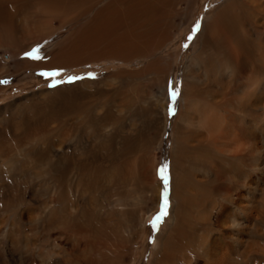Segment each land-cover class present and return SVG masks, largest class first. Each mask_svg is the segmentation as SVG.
Wrapping results in <instances>:
<instances>
[{
    "label": "bare ground",
    "instance_id": "bare-ground-1",
    "mask_svg": "<svg viewBox=\"0 0 264 264\" xmlns=\"http://www.w3.org/2000/svg\"><path fill=\"white\" fill-rule=\"evenodd\" d=\"M30 1L47 3L54 12L78 7L80 14L85 15L81 26L68 33L67 43L43 59L44 66H71L78 61L109 57L132 66L138 61L140 68L133 66L129 73H117V84L127 78L144 80L150 76L158 86L159 97L143 94L140 102L146 106L137 107L142 108L145 124L138 130L136 125L128 124L126 136L121 134L118 143L122 153L107 160L117 171V160L127 162L134 151L130 145V150L123 153L136 131L143 138L147 129L165 131L167 115L163 99L171 67L170 48L165 55H155L171 40V26L184 25L174 24L172 19L176 14L187 16L186 29L195 22L194 15L188 14L190 10L176 7L181 0ZM9 2L14 5L23 0H0V33L13 31L14 19L5 7ZM90 5L93 6L87 9ZM38 15L43 20L41 17H46L48 12ZM34 23L35 27L26 24L31 33L37 32L34 40L15 45L10 49L11 56L31 49L29 45L51 35L39 32V20ZM17 27L23 29L19 24ZM25 33L20 38L27 37ZM182 81V98L168 150L171 221L166 233L159 237L148 264H264V0H222L208 12ZM76 85L70 87L67 97L57 92L48 107L34 103L32 108L37 113L34 121L30 117L16 120L15 116L26 111L20 104H15L7 117L4 115L8 120L0 117L1 123L3 119L9 123L0 127V187L7 186L8 178L16 181L17 187L11 188L16 193L11 198L14 203L25 193L19 188L20 180L37 182L40 176L50 175L45 180L46 186L39 187L37 182L35 189V192L50 190V199L44 208L27 211L25 221L38 230L42 218H48L53 227L65 230L64 242L70 244L62 247L63 264H101L100 261L121 264L114 259L104 261L106 246L102 243L104 238L118 239V228L111 224L109 215L119 214L121 203L101 205L106 207V214L101 215L95 211L98 208L95 204L80 208L78 194L104 190L117 197L111 190H117V182L124 184L129 170L123 167L113 187L111 180L117 179V175H106L105 158L95 155L100 154L98 149L103 146L100 143L107 137V146L117 153L116 125L133 113L134 104L126 102L136 98L133 93H126L132 97L122 95L118 88L111 93L101 88L88 93L81 91L85 88L82 84ZM103 95L111 96V101L96 100ZM143 138L138 142L141 146ZM139 166V180L153 190L158 204L161 186L155 178V163L148 159L144 170L143 162ZM41 167L45 168L44 172L39 171ZM252 171H256L255 177ZM70 188L77 199L74 205L68 200ZM108 199L105 196L104 204ZM86 227L91 228L87 232L88 241L79 244ZM73 257L75 261H70Z\"/></svg>",
    "mask_w": 264,
    "mask_h": 264
},
{
    "label": "rangeland",
    "instance_id": "rangeland-1",
    "mask_svg": "<svg viewBox=\"0 0 264 264\" xmlns=\"http://www.w3.org/2000/svg\"><path fill=\"white\" fill-rule=\"evenodd\" d=\"M221 2L222 0H181L177 3L176 7H178L179 9L190 10L188 14L194 15L195 22L188 29H186L185 26L189 25L187 16L176 14V17L172 19V21L174 20L173 21L174 24L178 25L181 22L180 24H184V25L181 27L171 26L170 28L171 40L167 42L164 48H161L160 50H158L159 52L158 51L156 52L155 56L157 55L161 56V54L165 55L167 49L169 48L171 52L169 58L170 61L169 65H171V67L169 68V72L167 74L168 79L165 84L166 86L164 87V92L165 91L167 92L169 81L174 82V87L182 86L183 72L189 57L193 53V45L198 38L200 29L195 33L191 41H188L187 37L188 35L192 34V29L194 28L196 22L199 21L201 27V23L206 19L208 12L212 11ZM92 6L93 5H90L87 9L91 8ZM5 7L9 11L10 15L13 16L14 27L12 32L2 31V33H0V80L7 81V83L5 84H0V117L4 115L7 117L9 115V111H11L15 107V104H20V106H23L26 111L20 112L19 114L17 113L19 116L18 115L15 116L16 120H23L25 118L30 117V120L34 121L37 116V113L35 112L36 110H33L32 108L34 103L39 106L48 107L53 104L51 103V101L55 99L57 92H61V93L63 92L62 94L58 93V95L63 96V98L67 97L68 93H70L69 91L71 90L70 87H74L76 84H78V86L82 84L83 87H85L81 89L82 92L87 91L88 93L90 92L94 93L96 92V90L101 88L100 90L103 89V92L111 93L117 91L118 88L119 90L122 91V95L126 93L134 94L132 96H134V98L136 99L129 98L131 100L126 102L132 105L134 104L135 107L133 108L132 111L133 113L126 118L127 120L125 119V121L121 123L118 122L116 125L118 127L117 139H116L117 140L116 149L118 154L113 150H110V146H107L108 138H109L107 137L105 140H102L100 143V145L103 144V146L100 147L101 149L100 148H99L100 150L98 149V151H100V154L95 155L96 158H98L100 155L103 156L102 158L106 159V160L103 159L106 165L105 167V171L107 172L106 175L107 174L108 175L110 174L112 176L117 175V179L116 177H112L111 180L112 186L117 181H119L118 179L120 177L121 170L123 169V167H126L129 170V174L125 179L124 184H122L121 182L118 184L117 182V190L116 191L111 190L112 194L113 193L116 194L117 197L108 195L104 190L101 192L95 191L94 194L86 191L84 192V194L81 193L78 194V196L80 197L78 203L80 205V208L83 205H88V204L97 205L99 209L97 208V210L95 209V211L101 215H103L104 213L106 214V207L101 208V205L107 206L108 202L115 203L116 201L121 203V205L119 206L120 209L118 212L119 214L111 213L109 215L111 224L114 225L115 228H118L117 230L119 236L117 240H113V239L107 240L106 238L102 240L104 247L106 246L103 250V259L104 261L107 260L111 261L112 259H114L115 261H120L121 264H148V262L151 261L153 252L157 247V244L159 242V237L164 233H166L167 225L169 221H171V207H170L171 204L169 203L168 215L163 219V221L160 223L158 228L154 229L151 225V221L153 220V217L159 211V205L161 203V198L163 193V182L160 176L158 175V169L163 167L165 164H167L168 169L170 171L168 150L173 137L172 134L173 121L177 120L176 117L178 114L177 113L174 117H169L168 115V104L170 103L168 92L166 93V96L163 99L164 100L163 102L166 106L165 112L167 115L165 131L162 133L159 132L158 130L147 129V131L143 132L145 133L144 135L145 139L142 137V135L138 136L137 131L136 133L133 132V134L135 133L132 136L133 141L131 142L128 141L126 143L127 147L125 146L123 149V153H124V151L130 150V148H128L130 145L131 148L132 146H134L133 147L134 151H132V154L129 158L130 160L128 159L127 162H123L122 160L121 163L120 160L118 159L117 171L114 170L113 168H111L112 165H110L107 162V160L113 156H114L113 158L115 157L118 158L119 155L122 153L121 145H119L118 143L121 142L120 141L122 139L121 134L126 136V130L128 124H134V126L136 125L135 128H137V130L140 129L141 126L145 124L144 117H141L143 115L141 109L145 108L146 106L145 104L144 106H142L143 103L140 102L143 99L142 95L143 94H144L143 96L151 95L153 98L155 97L158 98L159 97V93L157 92L159 90L158 86L154 84L153 80L150 79L151 78L150 76H147V79L144 80H138L135 77L127 78L124 79L120 83V85L117 84V73L120 71L129 73L132 70H134V68L136 69L140 68L141 66L138 61L135 62L138 65L136 64H135L136 66L133 65L134 68L131 64H127L122 61H119L117 58L114 57L85 60L81 62L78 61L77 63L71 66H63V67L44 66L43 64H41L44 63L42 62L43 59H45V57L47 58L51 56L53 53L56 52L57 48H60L67 43L65 41L68 39L70 30L79 28L85 19V15H83L82 13L80 14V9H77L78 7L71 9L67 7L64 8L65 10L63 9L61 11L54 12L53 11L54 9L49 7L47 3L41 2L39 4L36 2H32L30 0L29 1L23 0L22 3L17 2V4L14 5L11 4V2H9L6 3ZM44 11H47L48 15L46 17L45 16L41 17L43 18V20H40L39 17L40 15L38 14ZM38 20L40 25L39 26L40 28L38 27L40 30L39 32L42 33L50 32L51 35L44 38L41 42L39 41L35 44L32 43L31 45H29L31 46V49L23 52L21 51L20 54L11 56L10 49H13L15 45L27 44L28 42H32L34 40L37 32L34 34L31 33L32 31L28 29L29 27L26 24H29L30 27L32 26L35 27L33 24H35L34 22ZM41 21L43 22L40 23ZM18 24L21 25L23 29L18 28L17 27ZM23 31L26 32L25 36H27L24 37V39L20 38L21 33L23 34ZM58 43L59 44L61 43L59 47L57 46ZM185 43H188L189 45L188 48L183 47ZM37 47L40 48L39 55L44 57L37 60L25 56L26 52H30L32 49ZM55 70H61V74L54 78L44 77L40 75L41 72H51ZM90 72L95 74L94 79L89 78L87 76V74ZM69 76H82L84 77V79L77 80L72 83H68L67 78ZM53 79L63 80L65 82L59 83L55 87H49V85L52 84ZM78 91L81 92L80 90ZM126 95L128 97H132L131 95L128 94ZM98 99L99 102L100 101L110 102L112 97L103 95L101 98H97L96 100L98 101ZM145 99L146 101L148 100L147 98ZM118 100L119 98H117V101ZM139 106L142 108L138 109L140 108ZM5 120H8V118H6ZM3 121H2L3 124L0 122V127L9 126V123H7V121L4 122ZM140 138H143L142 146L138 143ZM135 139L137 140V145L136 144L134 145V143L136 142ZM127 140L129 139H126V141ZM11 146L14 148L15 146L17 147V145L13 143H11ZM140 146L142 148H140ZM148 159L150 163L152 161L155 163V178L157 182L159 181L158 184L161 186L159 191L158 204L156 203V199L154 200L153 190H149L143 184L142 180L141 179H140L141 181L139 180V167H140L139 164L143 162V170H144L145 168L144 165ZM33 165L34 162H32V166ZM44 169L45 168L41 167L39 171L43 170L44 172ZM254 172L256 171H252V174L255 177ZM49 176L50 175L46 177L40 176L42 180L40 178L36 179L39 187H42L44 184L46 186L45 180L46 178H49ZM5 182L8 183L7 186L0 187L1 190L0 220L2 221L0 222V226H1L0 227V264H54V263L63 264L64 260L62 258V253H61L62 247L67 245L68 243L70 244V242L68 243L67 241L64 242V240L66 239L63 237L64 234L62 233L65 232V230L56 229L55 227H53L50 224L48 218H42L38 230H34L32 228V225L26 222L24 219L27 211H30L31 209H37L39 207L44 208L45 204L50 199L51 191L47 190L48 192L47 191L42 192L41 190H37L35 192V189L38 188L37 182L35 181L30 182V180H26V181L20 180L19 188L21 189V192L22 190H24L25 193H23V195L21 194V197H19L20 199L19 198L18 200L15 199L13 203L11 202V198H14V196L16 197V193L11 188L17 187L15 185L16 181L8 178L7 180H5ZM113 187H115V185ZM71 190L72 188H70V190L68 189V192H71L68 195V200L71 205H74L77 199ZM32 194H36V195L32 196ZM105 196H108L109 198L106 204H104V200H103ZM120 198H124V201H118ZM60 207L61 206L59 205V208ZM142 221H143V225H142ZM143 226L145 227L144 228L145 230L140 231L141 227ZM90 230H91L90 227L85 228L86 232L84 236H82V238L80 237L79 244L84 243L83 240L85 239H86L85 241H88L89 235L87 232ZM58 237L59 239H57ZM54 243H56L57 245H55ZM98 252L99 251L97 250V253ZM73 259L74 257L70 261H75V259L74 260ZM102 262L103 261H100L101 264Z\"/></svg>",
    "mask_w": 264,
    "mask_h": 264
},
{
    "label": "snow or ice",
    "instance_id": "snow-or-ice-1",
    "mask_svg": "<svg viewBox=\"0 0 264 264\" xmlns=\"http://www.w3.org/2000/svg\"><path fill=\"white\" fill-rule=\"evenodd\" d=\"M200 29V23L199 21L196 22L194 28L192 29V34L188 35L187 40L191 41L195 35V33ZM188 43H185L183 45L184 48H188ZM40 48H34L30 52H26L25 56L32 58V59H41L42 57L39 55ZM61 74V70H55L51 72H41L40 75L44 77H56ZM87 76L89 78H95L94 73H88ZM84 79L82 76H69L67 78L68 83L75 82L77 80ZM63 80H55L53 79L52 84L49 85V87H55L59 83H64ZM7 81L0 80V84H5ZM168 97L170 100V103L168 104V115L169 117H174L178 113L179 109V103L182 98V87L175 86L174 82L169 81L168 84ZM158 175L160 176L162 182H163V193L161 198V203L159 205V211L158 213L153 217V220L151 221V225L154 229L158 228L160 223L163 221V219L168 215V209H169V199H168V188H169V169L168 165L165 164L163 167L158 169Z\"/></svg>",
    "mask_w": 264,
    "mask_h": 264
}]
</instances>
